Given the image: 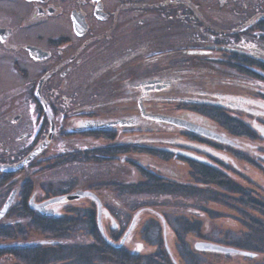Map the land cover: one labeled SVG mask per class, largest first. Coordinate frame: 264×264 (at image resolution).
Masks as SVG:
<instances>
[{"label":"flooded vegetation","instance_id":"1","mask_svg":"<svg viewBox=\"0 0 264 264\" xmlns=\"http://www.w3.org/2000/svg\"><path fill=\"white\" fill-rule=\"evenodd\" d=\"M205 5L230 13L216 24L204 16ZM125 40L130 44L123 45ZM215 51L224 56L215 57ZM263 55L264 0H0V183L12 190L17 182L18 196L44 163L60 157L49 151L60 150L62 133L103 136L121 132V123H146L152 115H164L152 103L185 98L176 86L217 85L215 80L228 78L226 68L245 79L259 78L248 72L262 74ZM200 56L209 67L196 64ZM134 57L143 65L168 61L171 68L135 74L126 62ZM18 82L19 94L7 92ZM108 84L116 88L111 101L133 103L125 114L107 115L108 99H97ZM92 99L97 104L87 103ZM44 142L41 152L12 169ZM30 192L29 205L23 197L14 201L18 209H42V217L54 219L67 216L61 209H77L67 206L68 199H55L64 193L35 200ZM85 197L91 196L79 199Z\"/></svg>","mask_w":264,"mask_h":264},{"label":"rangeland","instance_id":"2","mask_svg":"<svg viewBox=\"0 0 264 264\" xmlns=\"http://www.w3.org/2000/svg\"><path fill=\"white\" fill-rule=\"evenodd\" d=\"M229 13L228 10H225L224 14L221 15L216 8L208 9L207 5L203 8L204 16L207 19H211L213 23L216 24L222 23L223 17H227ZM129 14L130 11L124 12L121 16L122 19L124 18L125 20V17L129 16ZM145 15L147 16L148 13H145ZM131 23L132 22L129 23L128 31L132 29ZM128 38L130 37L126 36L125 39ZM129 44L130 41L125 40L123 45L127 46ZM126 46L124 48H126ZM215 52V57L217 58L224 56V54L218 51ZM200 57V61L196 62V64L209 67V64L204 62L206 60L203 59L202 56ZM177 59L179 60V58ZM179 61L182 65L186 64L188 66L191 64L190 61L188 63L182 60ZM126 62L134 65L135 74L171 68L168 61H162L165 63L163 65H160V62L156 61H149V63L143 65L139 57H134V59L132 58ZM212 71L213 70H210V72ZM206 73H209L208 68L206 70L204 69V74ZM225 75L228 76L227 79L219 78V81L215 80L217 85L203 87L188 86L184 87L183 90L181 86H176L179 91L181 90L187 93L182 96L185 98L176 99L177 101L174 100L172 102L161 101L158 102L156 106L152 103L151 106L156 112L163 113L165 116L183 118L202 125L214 132L223 134L233 141H236L238 145L226 144L183 126L152 117L151 120L146 119V123H142V120L137 124L127 122L121 123V128L119 130L121 132L114 133L115 137L113 139L107 138L106 135L77 134L71 137L70 135L62 133L61 136L64 137V139L62 140L60 150L49 151L50 153H61L60 157L58 158L57 156L54 162L50 161L47 164L44 163V167L37 170L35 172L36 174H33L34 176L32 179L26 183L29 184L26 187L27 190L24 188L25 184L23 186L24 189L22 188L17 196L15 189V187L18 186L17 182L12 184L14 187L12 190L5 187V183H0V209H7L5 212L6 214L3 215L4 217L2 216L4 220H0V230L2 227L7 229L6 233L4 230H1L3 234L7 236L0 237V248H8L7 250L9 251L14 250L20 253L23 248L35 246L46 248L47 245L58 244V248L64 246L71 247L73 245V248L81 247L82 252L85 251V247L89 248L87 255L94 256L92 254V249H94L96 245L97 247L101 245L104 247H106V245L110 246L109 242L104 239L98 224H100L104 235L108 239L118 243L134 219L135 224L127 234L123 243L119 247H113L123 248L130 254L139 256V264H146L148 260L153 259V255L159 253L158 244H156L155 240L157 239V235H160L164 241V234L171 255L168 252L167 254L171 260V256L175 259V263L173 262L174 264H188L189 262H187V259L182 256V254L186 252L188 248L193 249L194 243L197 241H207L213 244L254 253L253 256H250L225 252H218L220 254H216L217 252L215 251L198 250L203 251V253L198 252L194 254L193 258L198 262L197 264H260V262L264 260V252L257 251L250 243L235 241L247 231L249 226L247 227L244 222V214L239 213L238 210L228 206V204L208 199L206 196L207 194L202 192L193 194L173 193L171 196H167L166 193L160 194L157 192L134 193L126 191V189L125 191H118L117 188L113 186V183L125 185L142 183L145 181L142 170H147L158 174L165 180L190 186L197 185L204 188L200 182L194 179L190 163L183 160V157L191 159L196 157L197 160L203 161L208 157L204 154L205 150H208L210 157L214 159V162L211 164L215 167L217 166L240 184L263 195L264 107L262 104H264V79L251 78L249 76L245 79L242 77V74H237L234 68H226ZM220 79L222 84L220 83ZM237 80L248 85L242 86L234 84L233 81ZM124 89H126V86H124ZM201 90L203 93L200 92ZM19 91V82L16 86L7 90V92H14L13 94H19ZM98 93L99 96L97 99L101 101L103 99H108L106 105V108H108L107 115H112L110 113L120 115L121 112L125 114L129 105L133 104L127 100L119 102L111 101V97H113L112 93H116V88L113 85L108 84L103 86L98 90ZM215 93L224 94L225 97L220 98L216 96ZM206 98L211 99L208 100ZM246 98L249 100H246ZM93 101L95 100L92 99L91 102L87 101V103L97 104V102ZM193 104L214 105L227 110V113L239 117V119L245 120L252 128L255 139L232 137L226 128H223L208 116L201 115L194 108H191ZM118 125L119 124H117V126ZM156 125L159 127H156ZM138 127H140V129H138ZM186 134H195L196 139H190ZM142 136L148 138H142ZM174 138L181 139L184 143L176 145L177 143L175 144L176 140H174ZM145 143L166 150H171V148L183 149L186 154L182 155L181 153L176 156L171 152L170 158L162 159L156 155L140 152L139 149L128 150L118 155H112V153L105 154L98 151L92 152V149L95 150L100 148L98 144H101L102 148L125 144H128L129 147L142 148L145 147V145H143ZM195 143L197 146H195ZM45 145L46 143L44 142L35 149L37 150L36 154L41 152ZM237 154L247 155L251 159V162L237 158ZM193 155L195 157L192 158ZM208 160L207 162L210 163ZM5 190L6 193H4ZM31 190L36 194L35 200L44 194L46 196H50L51 194L56 195L58 193H64L66 195L78 190L90 191L102 202V204H100L99 208L96 201L91 199V197L79 199L81 197L79 196L77 197L78 200L73 198L77 201H73L72 198H61L68 199L67 206L77 208L61 209V215L73 216L79 214V221L73 226L70 233L64 236H53L36 231L29 223V214L24 211L25 209H18V206L16 207L14 203V201L18 202L23 197L22 201H25V203L29 205L31 198L29 194ZM25 191H27V194H24ZM10 196L11 202L5 207V203ZM55 199L58 198L55 197ZM90 206H92V208L87 209V207ZM31 210L33 213L40 212L38 209ZM78 210L81 213H79ZM107 211L108 215L106 214ZM88 213L93 215L99 239L93 237L89 232L91 224L89 222ZM39 214L42 215L43 213L40 212ZM251 214L260 217V214L257 212H251ZM181 215L189 219H197V221L201 223V232L203 235L202 237H198L189 232L182 234L184 235L183 239L186 240V251H184V247L178 245L179 242H177L178 238L175 233V230L180 228L178 221H180ZM160 216H162L165 221L164 225ZM17 225L20 226V228L21 226L24 227L26 232H24V237L20 236L14 238L9 236L13 234ZM224 235H227V238H224ZM63 249L60 248L58 250L63 251L62 253L67 252V250ZM164 249L167 251L165 245ZM97 256H99V253ZM56 260H52L47 264H82L79 262L80 260H75L71 255H68L66 259ZM88 261V264H115L114 262L99 258H90ZM24 262V260L20 261L19 257L17 258L12 252L0 254V264H25Z\"/></svg>","mask_w":264,"mask_h":264},{"label":"trees","instance_id":"3","mask_svg":"<svg viewBox=\"0 0 264 264\" xmlns=\"http://www.w3.org/2000/svg\"><path fill=\"white\" fill-rule=\"evenodd\" d=\"M261 71L264 75V65H260ZM244 71V70H243ZM246 72V71H245ZM250 75L261 78L263 75L258 74L254 71L248 72ZM191 108H194L201 115L208 116L213 121L217 122L218 125L226 128L228 133L232 137H245L251 140L255 139L254 132L250 127L249 123H247L243 119H239V117L233 116L227 113V110L223 108L216 107L210 104H193ZM156 127H159L156 125ZM149 130V129H148ZM157 130V129H155ZM154 130V131H155ZM152 131V130H150ZM190 139H196L195 134H186ZM107 138L110 139L115 137V134H107ZM142 138H148L146 136H142ZM141 145L140 143H138ZM145 147H129L128 144L115 147H100L97 149H92V152H100L105 154L118 155L123 154L125 151L139 149L140 152H143L150 155H156L162 159H167L171 157V151L166 150L161 147L148 145V143L143 144ZM148 145V146H147ZM207 148V147H205ZM204 149V148H203ZM208 149V148H207ZM207 157L206 160L203 161L197 160V158H184L183 160L188 161L191 166L192 174L194 179L200 182L204 188L200 186L193 185H185L181 183H176L173 181L165 180L163 177L158 174L152 173L151 171L142 170V174L145 177V181L138 184H117L113 183V186L117 188L118 191H130L134 193H148V192H157V193H166L167 196H171L173 193L182 194H193V193H206L207 198L223 202L228 204V206L238 210L239 213L244 214V222L247 225V231L243 233L240 237H238L235 241H240L242 243H250L253 247L257 249L259 252H264V194L261 195L259 193L254 192L252 189L240 184L232 177L227 175L224 171L219 169L217 166L215 167L212 162L214 159L210 157V153L208 150L204 152ZM237 158L244 159L247 162H251V159L245 154H237ZM209 159V160H208ZM210 161V163L207 162ZM221 189V190H220ZM223 190V191H222ZM25 212L29 214L30 221L29 223L32 227L41 233L50 234L53 236H64L71 232L73 226L79 221V214L73 216H67L60 219L47 218L42 217L39 213H33L31 209H25ZM79 211V210H78ZM257 212L260 214V217L251 214ZM79 213H81L79 211ZM89 214V213H88ZM82 215V214H80ZM180 221L178 224L180 228L175 230L177 236L178 245L184 247V251L187 249L186 240L184 238V233H193L198 237H202L201 232V223L197 221V219H189L185 216H180ZM246 218V219H245ZM64 221V222H63ZM89 222H90V234L93 235L96 239H99L98 231L95 227L94 218L92 214H89ZM151 222V221H149ZM15 228V227H14ZM4 232H7V229L1 228ZM0 230V237L7 236L3 234V231ZM24 227L18 226L14 230L11 237H20L24 235ZM26 233V232H25ZM120 234V233H119ZM117 237V236H115ZM224 238H227V235H224ZM154 241V240H152ZM156 244H158L159 253L153 255V259L148 260L146 264H174L173 261L169 258L167 251L164 249V241L160 235H157V239L155 240ZM58 244L47 245L46 248H39L37 246L30 248H23L22 252L17 253V251H9L8 248H0V254L12 252V254L19 257L20 261L24 260L25 264H47L52 260H61L66 259L68 255H71L75 260H80L79 262L82 264H88V260L90 258H99L102 260H108L110 262H114L115 264H139L140 257L137 255H132L127 252L123 248H114L113 246L106 245L98 246L92 249V254L94 256H88L87 251L89 248L85 247V251L82 252L80 248L71 247H58ZM64 248L63 250H67V252L62 253L63 251H59L58 249ZM16 250V249H15ZM19 251V250H18ZM203 253V251H198L197 249L188 248L186 252H182V256L187 259L188 264H197L198 262L193 258L196 253ZM99 253V256L97 254ZM205 253V252H204ZM186 254V255H185ZM220 254V253H216ZM22 255V256H21ZM23 259H22V258ZM57 261V260H56ZM99 264V263H97ZM260 264H264V260L260 262Z\"/></svg>","mask_w":264,"mask_h":264},{"label":"water","instance_id":"4","mask_svg":"<svg viewBox=\"0 0 264 264\" xmlns=\"http://www.w3.org/2000/svg\"><path fill=\"white\" fill-rule=\"evenodd\" d=\"M151 117L155 118V119H161V120H164V121H167V122H171V123H174V124L179 125V126H183V127L187 128V129L193 130V131H195L197 133H200V134L205 135L207 137L216 139V140H218L220 142H223V143H226V144L238 145V143L236 141H233L232 139L226 137L223 134H219V133L214 132V131H212V130H210V129L202 126V125L193 123V122H191L189 120H186V119H183V118L174 117V116H165V115H159V114L152 115ZM36 152H37V150L32 151L21 162H19L15 166H13L12 169H15L18 166L22 165L23 163L27 162L32 156H34L36 154ZM192 157H195V156L193 155ZM82 195L83 196L84 195H89V196L93 197V199L96 201L98 207L100 206L99 199L90 191H82V190L80 191V190H78V191H75V192H73L71 194L69 193L67 195L56 197V198H58V199H61V198H77V197L82 196ZM10 202H11V196L6 201L5 207L8 206L10 204ZM38 210L41 213H44V211L42 209H38ZM6 211H7V209H0V218L5 214ZM98 212H99V209H98ZM160 219H161V221L163 222V225H164L165 221H164L163 217L160 216ZM134 224H135V220L133 219L132 222L130 223L128 229L124 232L123 236L121 237V239L119 240L118 243H115V242L111 241L110 239H108L104 235L103 229L100 226V224H98V226H99V229H100L104 239H106V241H108L110 245H112L114 247H119L123 243V241L125 240L127 234L129 233L131 228L134 226ZM163 238H164V243H165V247L167 249V252L171 255L170 250H169L168 245H167V242H166L165 234H164ZM194 248H196L197 250L225 252V253H238V254H244V255H250V256L254 255V253H252V252L241 251V250H237L235 248L221 246V245L213 244V243H210V242H207V241H197V242H195L194 243ZM171 258H172V261L175 263V259L172 256H171Z\"/></svg>","mask_w":264,"mask_h":264}]
</instances>
